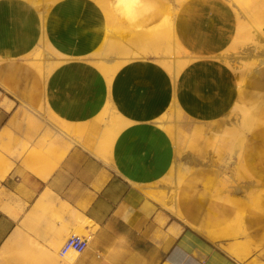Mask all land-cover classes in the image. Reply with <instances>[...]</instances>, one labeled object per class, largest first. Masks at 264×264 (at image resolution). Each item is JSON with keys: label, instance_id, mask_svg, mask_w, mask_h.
I'll list each match as a JSON object with an SVG mask.
<instances>
[{"label": "rangeland", "instance_id": "obj_1", "mask_svg": "<svg viewBox=\"0 0 264 264\" xmlns=\"http://www.w3.org/2000/svg\"><path fill=\"white\" fill-rule=\"evenodd\" d=\"M137 6L140 14L148 15L135 21L134 33L120 32L110 22L109 17ZM42 15L47 22L41 26ZM256 15L264 20V4L255 5L251 0H0V75L7 76L11 89L0 84V100L13 101L19 123L30 108L66 123L73 138L85 148L87 136L99 135L97 145L89 149L97 152L99 147L105 148L101 161L156 200L173 217L168 227L178 223L180 231L184 226L211 241L203 225L216 217L222 235L214 243L233 256L239 254L238 259L254 253L262 257L264 24L261 27L259 22L255 23ZM8 29L13 40L6 38ZM81 29L83 32L78 33ZM137 31L156 35L143 40L136 36ZM50 39L60 40L55 43L59 48L56 57L42 51L48 48ZM91 44L100 46L90 53L101 48L112 60L99 62L95 60L96 54L78 53L79 61L66 60V56L73 54L69 45L74 49ZM225 45L235 54L251 55L248 75L240 87H235L242 89V95L229 92L220 83L217 67L226 56L228 71L232 72L239 59L230 54L227 57V50L217 51L215 57L207 49H222ZM164 48L168 54L177 52L182 57L171 70L155 64L159 58L166 60ZM199 53L201 57L196 59L194 55ZM140 56H145L144 69L137 65ZM152 80L158 82L156 89H151ZM182 83L193 100H201V107L193 127L176 132L170 127V112L174 109V93ZM143 95L148 101H157L151 124L165 137L168 150L160 160L150 148L140 145L135 99L139 101ZM110 96L118 109L117 123L109 115ZM188 107L182 106L184 113ZM43 122L33 124L38 129L36 136L44 130ZM151 124H147L148 130ZM118 125L122 127L117 129ZM12 133L21 132L14 125ZM153 137L147 136V144ZM173 147L176 153L170 152ZM141 149L143 155L139 156ZM235 152L234 162L222 165ZM176 154L188 157L190 165L185 167L180 162L175 167L172 163ZM114 164L115 169L111 166ZM172 203H189L202 221L199 230L180 221L166 208ZM158 218L161 224L167 220L163 213ZM87 226L94 230L89 223L83 227L73 224L72 233L91 235ZM69 235L61 240L57 251ZM67 254L56 256V263L66 264ZM71 256L75 257V252Z\"/></svg>", "mask_w": 264, "mask_h": 264}, {"label": "crops", "instance_id": "obj_2", "mask_svg": "<svg viewBox=\"0 0 264 264\" xmlns=\"http://www.w3.org/2000/svg\"><path fill=\"white\" fill-rule=\"evenodd\" d=\"M135 101L138 119L139 101ZM192 102L189 107L196 116L201 100ZM156 108V102L149 105L146 120H139V134L140 145L160 160L168 150L165 137L151 124ZM13 113L14 106L10 111L0 106V128ZM189 116L188 108L186 122L173 119L171 129L188 131ZM148 135L154 136L149 144ZM98 136H87L85 146L94 148ZM174 149L170 152L176 153ZM181 160L182 155L176 154L172 164L176 167ZM1 187L5 192L1 198L14 207L13 214L0 207V264H61L56 263V256H64L62 246L57 251L61 240L72 233L73 224L85 223L94 230L86 227L89 245L75 252L72 264H264V256L254 253L238 259L184 226L172 235L168 225L173 217L156 200L80 144L72 146L47 175L14 161ZM160 213L167 216L164 224L159 222Z\"/></svg>", "mask_w": 264, "mask_h": 264}, {"label": "bare ground", "instance_id": "obj_3", "mask_svg": "<svg viewBox=\"0 0 264 264\" xmlns=\"http://www.w3.org/2000/svg\"><path fill=\"white\" fill-rule=\"evenodd\" d=\"M251 1L255 5L264 4V0H251ZM137 8H138V13H137ZM146 15H148L147 12L140 14L139 6H137L135 9H133V8H131L130 10L124 9L121 14L109 17V20L113 25H115L116 27L121 29L120 32H123V33H126L127 35H129V34L134 33V31H135L133 29V25L135 24V21L143 18ZM262 20H260L256 15L255 23L259 22L261 27L264 24V20L263 21ZM46 22H47V20L45 19V15H42L39 18L40 25L42 26ZM81 32H83L82 29L78 33H81ZM8 34L11 35V32L9 29L7 31L6 38L9 39V37H10V39L13 40L14 38H11V36ZM155 35H156L155 32L145 33V32H141V31H137V34H136V36L138 38L143 39V40L148 39L151 36L153 38V37H155ZM59 41L60 40H58V39L56 41L51 40L48 48L42 49L43 53L45 52L44 55H49V54L54 53V54H52L54 57L58 56L59 53L56 52V50H59V48H58V45H56L55 43H57ZM69 46H70V49L73 50V54L66 56V60H71V59L75 58L76 60L79 61L81 58L80 56H88V55H92V54H94V55L96 54L95 60L99 61V62H103V60L111 61L113 58L110 55H108L106 53V51L102 50L101 48L96 50L94 53H90L91 49L98 47L100 45L95 46L94 44H91L85 48L82 46H77L74 49H73L72 45H69ZM92 46H94V47H92ZM207 49L213 51V52H210L213 54H215L217 51L222 52L223 50H227V57L229 56L228 54H230L231 58L236 57L239 59L238 60L239 62L234 66L235 69L232 72H229L228 68H227V63H226V56L224 58L218 56L221 59L223 58V61L221 63L217 64V67L219 68L218 78L220 79V83L223 86H225V88L229 92H231V93L236 92V94L242 95V89L237 88V90H236L235 87H237V86L240 87V85L242 84V79L248 75V68H249L248 63L251 61V55L242 54V53L235 54L234 51H229V45L223 46L222 49L217 48V47L208 46ZM163 52L165 53V56L163 59H166V60H161L160 58L157 59L155 62V64L157 63L156 67H163V68L165 67L167 70H171L170 68L172 66L175 67L177 65L179 59H182L181 55L177 52L175 54H172V53L168 54L167 50L165 48L163 49ZM76 53L80 54V56ZM194 56L196 59L201 57L200 53L195 54ZM216 56L217 55L215 54V57ZM2 59H5V57ZM13 59L14 58H11L10 60L12 61ZM137 59H138L137 65L144 69L145 64H146L145 56H140ZM262 59H261V62H262ZM44 60H46V59H44ZM17 62H19V61H17ZM263 62H264V59H263ZM12 65H15V64H12ZM257 73L260 74L261 72L257 71ZM259 77H261V76H259ZM7 82H10L9 79L7 78V76L5 77V75L4 76L0 75V84L2 86H4L6 89H10V87L8 85L9 83H7ZM150 85H151V89H156L158 86V82L156 80H152V81H150ZM181 86H179L178 87L179 89H177V92L175 91L176 93H174V96H175L174 103H173L174 109L170 112V116L173 117L174 120L183 123V122H186L187 110H186V113H184L183 112L184 110H182V106H184V105L189 106V103L192 104L193 103L192 101L195 100V102H196L197 99L193 100L191 98L190 93H188L186 91L187 86L185 84L182 83ZM176 94L178 96H176ZM140 97L141 98H139V103H138L139 104L138 120H140V122L143 123V121L146 120L147 109H148L149 105L151 106L152 104H155V102H157V101L156 100H149L148 101L145 99L144 95L140 96ZM12 105H13L12 100H5V99L0 100V106L3 107L5 110H10ZM110 105H111V107L109 109V115H110V117H112V120L117 123L118 119L116 118L117 117L116 112L118 111V109L117 110L115 109V104L112 101L111 96H110ZM45 108H46V105H45ZM188 108H189V113H190L189 117L190 118L187 121H188V124H190V126L193 127V124H195L197 122V117L193 116L192 115L193 114L192 109L190 110V107H188ZM44 118H47L48 121L43 122L42 119H44ZM38 121H42L43 123H45V126H44V130L41 131L40 134L38 133V135L36 136L38 129L36 130L37 127L33 124L38 123ZM14 125H16L17 130H19L21 132L19 135H14L12 133V129H13ZM118 126H117V129L122 127L121 125H118ZM113 129L114 128H112V130ZM70 132H71L70 127L66 123H59L58 121H54L51 118H49L45 113H43L41 115L40 112L35 111L32 108L29 109L28 113H26L25 115H22V123H19V121L17 120L16 114L13 115L12 117H9V120L0 128V181L6 177L9 170L11 169L14 161H18V162L22 163L27 168H29L33 171L47 175L49 173V171H51L57 165V163L60 162L64 158V156L66 155L68 150L74 144L82 145L81 141L76 139V138H73V136L71 135ZM193 135L195 136L194 131L192 133V136ZM11 140H13V143L11 142ZM89 150L94 156H96L100 160L104 159L103 156L106 154V151H107V150H105V148H102V147H99L97 152L93 151L91 149H89ZM234 155H236V152L233 153L232 156L225 158L222 165L228 166V165L232 164L234 162L232 159ZM181 162H183L182 165L186 167V166L190 165L191 160L188 157L184 156V157H182ZM111 166L114 169L116 168L115 164L111 165ZM1 197L2 196L0 195V207L3 208V210H5V211H6V209H8V211L13 214L12 209L14 206L11 205L10 201L4 200ZM12 204H13V202H12ZM236 206H238V205H236ZM166 208L172 214L176 215L180 221L184 222L185 224H187L188 226H190L191 228H193L195 230H199V228H200L199 226L202 224V221H201V219H199L198 216H196L194 214L195 211H194V209H192L190 207L189 203L187 205H181L179 203H172L170 205H166ZM243 208H244V206H243ZM215 218L206 221V223H204V225H203V228L205 229L207 237L212 242L218 240L222 235L221 229L218 227L217 218L216 219ZM233 220H235V219H233ZM168 228H169V232L172 233V235L173 234L174 235L179 234V232H180V227H179L178 223L170 224V226ZM235 231H233V232H235ZM242 232H241V234H242ZM71 234H73V233H71ZM237 240H238V238H237ZM253 241H254V239H253ZM244 243H246V242H244ZM253 244H254V242H253ZM232 245H236V244H232ZM239 246L237 247L238 249H239ZM243 246H244V244H243ZM245 248H247V247H245ZM238 249H236V250H238ZM255 249H256V247H255ZM71 254H74V251L68 252V254L65 256L66 264H72L74 257L71 256ZM235 254H237V253H235ZM234 256L237 258V256H239V254L237 256L236 255H234Z\"/></svg>", "mask_w": 264, "mask_h": 264}, {"label": "built area", "instance_id": "obj_4", "mask_svg": "<svg viewBox=\"0 0 264 264\" xmlns=\"http://www.w3.org/2000/svg\"><path fill=\"white\" fill-rule=\"evenodd\" d=\"M90 239L91 235L83 236L73 233L63 243L60 253L65 255L70 251L82 252L89 245Z\"/></svg>", "mask_w": 264, "mask_h": 264}]
</instances>
